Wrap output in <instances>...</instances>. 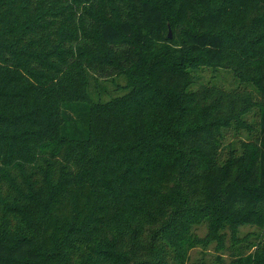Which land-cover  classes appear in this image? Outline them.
Segmentation results:
<instances>
[{
	"label": "trees",
	"instance_id": "1",
	"mask_svg": "<svg viewBox=\"0 0 264 264\" xmlns=\"http://www.w3.org/2000/svg\"><path fill=\"white\" fill-rule=\"evenodd\" d=\"M226 230L264 264V0H0V264H224L191 251Z\"/></svg>",
	"mask_w": 264,
	"mask_h": 264
},
{
	"label": "rangeland",
	"instance_id": "2",
	"mask_svg": "<svg viewBox=\"0 0 264 264\" xmlns=\"http://www.w3.org/2000/svg\"><path fill=\"white\" fill-rule=\"evenodd\" d=\"M169 31H171V34H172V29L170 27H169L168 33ZM196 76H197L196 81L194 85L192 86L193 89H197L199 86L203 84H208V82H211L212 84H216V85H223L227 88H232L239 84L238 81L234 78L232 71H229L226 69H219L217 71H213L212 69L203 68L196 72ZM115 80L116 82H113L112 80H107L103 82V85L105 86V89H106V91L103 93V99H108L111 96L121 95L124 92L122 87L125 85V80L119 77L116 78ZM249 119H251V116H249ZM233 133H234L233 131L228 132V135H227L228 139L226 143L235 142V144H238L239 139L247 138L245 133L240 134L238 137L235 136ZM255 230L256 228L251 227V226H243V227L241 226L237 232L240 242L242 243L246 242L245 239L247 237H250L248 235H250V233L255 232ZM194 231L199 237L203 238L204 236H206L208 229L205 224H202V225L197 226L194 229ZM230 235H231L230 230H226V236H227L225 240L226 249L224 251L218 250L216 248L217 246L216 243L212 242L211 244L206 246L207 248H205V246L203 247L198 246L194 248L191 251L192 259L193 260L203 259L208 263H212L216 260L215 259L216 255H221L222 259L224 260L223 261L224 264H229L230 256H231L230 250H232L230 248L232 244L230 240Z\"/></svg>",
	"mask_w": 264,
	"mask_h": 264
},
{
	"label": "water",
	"instance_id": "3",
	"mask_svg": "<svg viewBox=\"0 0 264 264\" xmlns=\"http://www.w3.org/2000/svg\"><path fill=\"white\" fill-rule=\"evenodd\" d=\"M169 37H172L171 31H169Z\"/></svg>",
	"mask_w": 264,
	"mask_h": 264
}]
</instances>
